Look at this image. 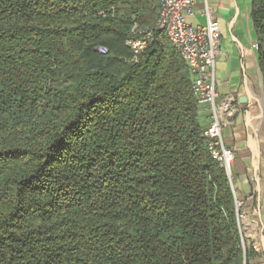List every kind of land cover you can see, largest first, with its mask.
Here are the masks:
<instances>
[{"label":"trees","instance_id":"16d2710c","mask_svg":"<svg viewBox=\"0 0 264 264\" xmlns=\"http://www.w3.org/2000/svg\"><path fill=\"white\" fill-rule=\"evenodd\" d=\"M158 5L0 0V264L257 256L179 53L154 31L131 61L130 30H152ZM250 17L264 93V0Z\"/></svg>","mask_w":264,"mask_h":264},{"label":"crops","instance_id":"0c3cea01","mask_svg":"<svg viewBox=\"0 0 264 264\" xmlns=\"http://www.w3.org/2000/svg\"><path fill=\"white\" fill-rule=\"evenodd\" d=\"M222 40L216 60L219 99L232 97L236 112L223 131L225 143L235 152L234 191L250 211L255 233V264H264V93L257 65L256 34L250 17L251 0H210ZM204 24L202 5L188 19ZM253 241V240H252Z\"/></svg>","mask_w":264,"mask_h":264},{"label":"built area","instance_id":"2783aa9c","mask_svg":"<svg viewBox=\"0 0 264 264\" xmlns=\"http://www.w3.org/2000/svg\"><path fill=\"white\" fill-rule=\"evenodd\" d=\"M198 3L202 5L204 24L194 26L188 23V19L194 17ZM158 4L154 28L136 30L134 35H138L126 39L125 45L132 54L131 61L136 62L154 31L162 33L188 67L197 107L207 122L203 136L208 151L212 159L224 169L232 186L237 223L242 240H246V223L250 215L246 214L243 200L234 191L232 177L235 152L226 145L223 136L224 129L234 117L236 107L232 97L219 99L216 90L215 66L220 55L222 34L215 14V5L210 0H158ZM105 15L104 11L99 13L101 18ZM252 47L257 51V44ZM98 52L106 54L107 49L100 46ZM256 247L254 244L253 249H257Z\"/></svg>","mask_w":264,"mask_h":264},{"label":"rangeland","instance_id":"374dc122","mask_svg":"<svg viewBox=\"0 0 264 264\" xmlns=\"http://www.w3.org/2000/svg\"><path fill=\"white\" fill-rule=\"evenodd\" d=\"M139 29V27H135V26H133L132 28H131V30H130V37H136L135 35H138V34H135L134 35V33H136L137 31L136 30H138ZM152 37H153V35H152ZM152 37L150 38V39H152ZM150 39L148 40V42H147V46H148V43H149V41H150ZM146 46V47H147ZM202 114V113H201ZM234 163H235V159H234ZM234 163H233V177H232V185H233V187H234ZM244 202V201H243ZM244 209H245V211H246V214L248 215H250L248 218V223H246V225H247V227H246V230H247V233H248V239H246L247 241H246V244H248V245H250L251 244V246H252V248H253V245L255 244V239H254V233H255V230H256V228L254 227V222H253V220H252V216H251V212L250 211H248V209L245 207V203H244ZM253 240V241H252ZM255 262V258H252L251 259V261H250V264H255L254 263Z\"/></svg>","mask_w":264,"mask_h":264}]
</instances>
